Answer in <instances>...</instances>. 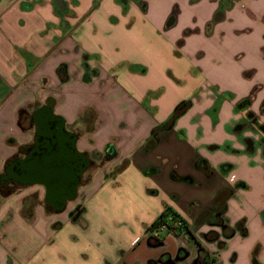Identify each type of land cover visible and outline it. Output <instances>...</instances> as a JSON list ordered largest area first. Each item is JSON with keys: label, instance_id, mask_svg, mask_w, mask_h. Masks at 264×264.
<instances>
[{"label": "crops", "instance_id": "0c3cea01", "mask_svg": "<svg viewBox=\"0 0 264 264\" xmlns=\"http://www.w3.org/2000/svg\"><path fill=\"white\" fill-rule=\"evenodd\" d=\"M46 103L68 127L85 111L94 114L79 151L99 158L109 142L118 151L99 160L74 202L96 183L173 188L140 220L141 234L131 236L117 264H194L198 250L183 237L170 233L156 246L145 238L166 206L215 264H251L256 247L264 264V0H0V173L23 146L18 137L29 136L19 126L21 111ZM178 106L183 114L145 151ZM10 137L16 144H7ZM223 190L231 196L221 221L230 229L243 222L245 236L225 238L220 227L195 224ZM23 199L14 193L0 204V264H39V249L55 241L53 218L64 213L45 215L37 206L27 220ZM181 249L184 259L175 260Z\"/></svg>", "mask_w": 264, "mask_h": 264}, {"label": "rangeland", "instance_id": "374dc122", "mask_svg": "<svg viewBox=\"0 0 264 264\" xmlns=\"http://www.w3.org/2000/svg\"><path fill=\"white\" fill-rule=\"evenodd\" d=\"M184 61V60H183ZM177 63V62H175ZM180 63V62H179ZM236 63H231L233 68ZM163 77H153V81L161 82ZM182 79V77H180ZM164 82V81H162ZM86 123L87 126L84 124ZM95 119L92 112H88L87 122H76L70 126L84 134L94 127ZM21 128V127H20ZM26 135V131L23 132ZM31 134L27 137H18V142L25 145L29 143ZM8 145L16 144L13 137L8 138ZM80 146V145H79ZM95 161V168L99 164L96 155L91 156ZM94 169L84 178L88 180ZM117 173L111 174L114 177ZM133 179V175H130ZM162 180L159 179L158 183ZM135 188L122 183L105 184L100 187L95 184L90 192L80 190L77 202L69 203L64 214L53 218L56 235L54 242L47 248L39 249V264H117L121 261L129 246L128 242L133 235H140V220L155 212L162 202L167 201L169 193L173 190L168 185L159 187ZM23 195L26 216H33L38 204L43 207V190L39 187H29L16 191ZM85 194V195H84ZM36 197L39 199L36 200ZM84 199V204L81 201ZM4 195L0 192V204ZM177 207L183 208V200H178ZM84 205V208H83ZM171 207V206H170ZM84 209L82 215L72 220L68 215L75 209ZM48 215L49 213H44ZM144 233H142V236ZM145 236V235H144ZM149 235H146V239ZM167 244L172 241L167 239ZM173 244V243H172ZM135 259V255L132 256ZM139 260V258H137Z\"/></svg>", "mask_w": 264, "mask_h": 264}, {"label": "flooded vegetation", "instance_id": "af4514ba", "mask_svg": "<svg viewBox=\"0 0 264 264\" xmlns=\"http://www.w3.org/2000/svg\"><path fill=\"white\" fill-rule=\"evenodd\" d=\"M50 104L21 111L19 126L23 132L26 131L31 134L30 141L17 148L6 160L0 173V192L7 197L6 195L10 196L16 191L37 186L43 190L42 209L44 212L49 213L48 215H57L64 212L66 206L77 199L78 189L87 181L84 176L95 168V161L85 152L78 150L79 132L77 130H71V127L66 125L60 129L59 125L62 122L60 119L52 121L46 119V110L51 109ZM60 150L64 156L61 157L62 159L59 156ZM43 155H52L54 158L58 156L61 159L59 165L57 163L51 165L46 186L39 183L29 184V180H25V175L28 173L24 171V166L32 159H40ZM85 162H88L87 168L84 167ZM61 168H64V172L62 176H59L55 169L61 170ZM73 186L76 187L75 197L73 200H68L69 191ZM63 203L65 204L63 209L59 210ZM40 205L42 202L38 204V206ZM74 211L68 215L72 220L78 219L82 214L80 208ZM186 242L187 247L198 250L194 264H215L206 252H202L199 247L194 246L191 242L189 243L187 240ZM185 255L186 250L181 249L178 251L175 260L184 259ZM160 261L171 262L168 256H163Z\"/></svg>", "mask_w": 264, "mask_h": 264}, {"label": "trees", "instance_id": "16d2710c", "mask_svg": "<svg viewBox=\"0 0 264 264\" xmlns=\"http://www.w3.org/2000/svg\"><path fill=\"white\" fill-rule=\"evenodd\" d=\"M57 74L62 82L66 80L64 66H61L58 68ZM184 110H185L184 106H178L176 110L173 112L171 119L165 125H160L152 131L150 137L148 138V140L146 141L144 145L145 151H150L156 146L157 137L159 133L165 131L166 128L171 126L173 122L180 115L183 114ZM88 112L89 111H85L83 115L80 117V119L83 122H87ZM117 156H118V151L114 143L109 142L108 144L105 145L98 159L102 163H105V162L114 160ZM125 166L126 165L123 164L120 168L116 170V173L120 172L123 168H125ZM196 166L205 175L209 174V167L207 166L205 162L198 161L196 163ZM86 182H88V180ZM239 186L240 185H238V187ZM6 196H9V195H6ZM230 196H231L230 191L223 190V191L218 192L213 199L214 208L212 210L204 209L203 211H201L197 219L195 220V224L196 225L210 224V225H215L217 227H220L222 228V233L224 234L225 238H229L230 236H232L234 231H238L240 235L245 236L246 230L243 227V222H239L235 226L234 229H230V228L225 227L221 221L220 217L226 211V202ZM23 211H25V202L22 203V214L25 216L27 220L31 219L32 215L26 216ZM162 228L164 230L160 231ZM156 231H160L161 233H158L157 236H154L153 233ZM146 232L149 233L148 242L152 246H156L160 244L167 234L173 233L177 236L183 237L189 243L191 242L194 246L199 247L202 252H206L205 249L201 246V243H199V241L195 238L192 230L190 229L186 221L170 206L164 207V209L157 216V218L146 228ZM215 238L216 236L214 235L208 237L209 240H214ZM258 251L259 249L257 247L253 250L252 256H251V264H258L257 262Z\"/></svg>", "mask_w": 264, "mask_h": 264}, {"label": "water", "instance_id": "95a60500", "mask_svg": "<svg viewBox=\"0 0 264 264\" xmlns=\"http://www.w3.org/2000/svg\"><path fill=\"white\" fill-rule=\"evenodd\" d=\"M45 105H48L47 103ZM46 109V108H45ZM46 119L52 121L55 119H58V117L54 116L50 110H46ZM63 123H60V129H63ZM61 132V131H59ZM60 158L64 157L62 151L60 150L59 153ZM58 156L56 158L48 155H43L40 159L38 158H34L32 159L30 162L26 163L24 166V171L27 172L28 174H26V178L25 180H29V184H34V183H39V184H44L45 186L48 183V174L50 172V167L51 165L57 163L59 165V161L62 159H60ZM84 167L87 168L88 167V162L84 163ZM64 168H61V170H56L57 174L59 176H62L64 170ZM32 174V175H31ZM32 179V180H31ZM76 191V187L73 186V188L69 191V195H68V200H73L75 197V192ZM64 203L60 206L59 210H62L64 207Z\"/></svg>", "mask_w": 264, "mask_h": 264}, {"label": "built area", "instance_id": "2783aa9c", "mask_svg": "<svg viewBox=\"0 0 264 264\" xmlns=\"http://www.w3.org/2000/svg\"><path fill=\"white\" fill-rule=\"evenodd\" d=\"M162 230H164V229L162 228L160 231H162ZM160 231H156V232H154L153 235H154V236H157L158 233H161Z\"/></svg>", "mask_w": 264, "mask_h": 264}]
</instances>
